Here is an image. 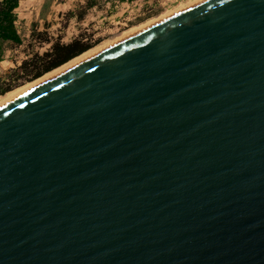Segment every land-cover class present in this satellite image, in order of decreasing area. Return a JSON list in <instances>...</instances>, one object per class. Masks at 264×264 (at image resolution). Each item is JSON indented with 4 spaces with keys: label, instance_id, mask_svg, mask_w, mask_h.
Returning a JSON list of instances; mask_svg holds the SVG:
<instances>
[{
    "label": "water",
    "instance_id": "95a60500",
    "mask_svg": "<svg viewBox=\"0 0 264 264\" xmlns=\"http://www.w3.org/2000/svg\"><path fill=\"white\" fill-rule=\"evenodd\" d=\"M0 264H264V0H203L0 106Z\"/></svg>",
    "mask_w": 264,
    "mask_h": 264
},
{
    "label": "rangeland",
    "instance_id": "374dc122",
    "mask_svg": "<svg viewBox=\"0 0 264 264\" xmlns=\"http://www.w3.org/2000/svg\"><path fill=\"white\" fill-rule=\"evenodd\" d=\"M131 1L135 0H19L15 20L21 43L0 40V60H5L0 62V91L38 78L32 75L45 64L49 58L45 53L57 41L80 38L93 44L90 48L111 44L131 30L200 0H150L143 3L151 10L145 15ZM6 92H0V101Z\"/></svg>",
    "mask_w": 264,
    "mask_h": 264
},
{
    "label": "trees",
    "instance_id": "16d2710c",
    "mask_svg": "<svg viewBox=\"0 0 264 264\" xmlns=\"http://www.w3.org/2000/svg\"><path fill=\"white\" fill-rule=\"evenodd\" d=\"M19 0H0V40L1 41H11L14 43H20L21 37L17 31L15 25L16 12L15 8L18 6ZM93 44L85 42L80 38H74L72 41L63 43L55 42L52 45L51 51L46 52L45 55L49 57L45 64L39 68L32 78L39 77L45 72L63 64L74 56L82 53L83 51L89 49ZM26 63L23 62L21 65ZM11 87H5L0 92H5L10 90Z\"/></svg>",
    "mask_w": 264,
    "mask_h": 264
},
{
    "label": "bare ground",
    "instance_id": "6f19581e",
    "mask_svg": "<svg viewBox=\"0 0 264 264\" xmlns=\"http://www.w3.org/2000/svg\"><path fill=\"white\" fill-rule=\"evenodd\" d=\"M200 1H203V0H200ZM200 1H198V2H200ZM193 2H194V1H193ZM198 2H196V3H198ZM196 3H193V4L189 5V6L187 5L185 8H188V7H190V6H192V5L196 4ZM185 8H184V9H185ZM181 10H183V9L180 8V10L178 9V11H176V12H174V13L171 12V13H172V14H175V13L181 11ZM172 14H170V15H172ZM170 15H167V16L161 17V18H159V19H157V20H154V21H151V22H149V23H146V25H143V26L139 27V28L136 29V30L134 29L135 31L131 30V31H129L128 34L122 36V37L119 38V39L117 38V40H115L114 42L112 41L113 43H111V44H110V43H109V44L107 43V44H104V45H102V46H95L94 48H90V49H88V50H86V51H83L82 53H80V54L74 56L73 58L69 59L68 61L64 62L63 64H61V65H59V66L53 68V69L50 70V71H47V72H46L45 74H43L42 76H39L38 78H36V79L30 81V82L27 83L26 85L24 84V85H22L21 87L18 86V88H15L14 90H9V91H7V92L4 94L3 99L0 101V106L3 105V104H5V103H7V102H9V101H11L12 99L16 98L17 96H19V95L22 94L23 92L27 91L28 89H30L31 87L37 85L38 83H40V82L46 80L47 78H49V77H51V76H53V75H55V74H57V73L63 71L64 69H66V68H68V67H70V66H72V65H74V64H76V63H78V62H80V61H82V60H84V59H86V58H88L89 56H91V55H93V54H95V53H97V52L103 50L104 48H106V47H108V46L114 44L115 42H118V41L124 39L125 37H127V36H129V35H131V34H133V33H135V32H137V31H139L140 29H142V28H144V27H146V26H149V25H151V24H153V23H155V22H157V21H159V20H161V19H164V18H166V17H168V16H170ZM132 31H133V32H132ZM100 45H101V44H100Z\"/></svg>",
    "mask_w": 264,
    "mask_h": 264
},
{
    "label": "built area",
    "instance_id": "2783aa9c",
    "mask_svg": "<svg viewBox=\"0 0 264 264\" xmlns=\"http://www.w3.org/2000/svg\"><path fill=\"white\" fill-rule=\"evenodd\" d=\"M150 0H146L145 2H141L140 0H139V2H137L136 0L135 1H131L132 3H134V5H137V7H138V10L139 9H144L143 11H142V13L145 15V14H147V13H149L151 10L149 9V8H147V7H144L143 6V3H150L149 2ZM150 5V4H149ZM144 7V8H143Z\"/></svg>",
    "mask_w": 264,
    "mask_h": 264
},
{
    "label": "crops",
    "instance_id": "0c3cea01",
    "mask_svg": "<svg viewBox=\"0 0 264 264\" xmlns=\"http://www.w3.org/2000/svg\"><path fill=\"white\" fill-rule=\"evenodd\" d=\"M17 8V7H16ZM15 8V9H16ZM15 25H16V20H15ZM16 28H17V25H16ZM17 31H18V33H19V29L17 28ZM21 37V36H20ZM5 42H7V41H5ZM11 42V41H10ZM21 43V42H20ZM20 43H17V44H20ZM10 50H12V49H8V51H10ZM3 61H5V60H0V62H3ZM11 62H13V61H11ZM7 65H9V64H7Z\"/></svg>",
    "mask_w": 264,
    "mask_h": 264
}]
</instances>
